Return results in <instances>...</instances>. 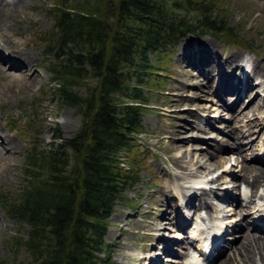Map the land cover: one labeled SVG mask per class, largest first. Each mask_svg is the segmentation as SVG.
Masks as SVG:
<instances>
[{"label": "rangeland", "instance_id": "1", "mask_svg": "<svg viewBox=\"0 0 264 264\" xmlns=\"http://www.w3.org/2000/svg\"><path fill=\"white\" fill-rule=\"evenodd\" d=\"M53 1L26 0L17 5L9 4L5 7L0 5L2 11L0 50L7 53L12 61L16 60L12 52H19L26 57L28 63L22 70H9L8 66L0 65V135L2 134L0 140L4 136L7 137L12 147L8 150V145L0 146V195H15L22 188L24 154L33 127L41 126L42 133L37 141L48 147L56 126L64 136H70L81 123L80 114L73 107L62 104L53 94L55 83L45 65L53 62L55 58L45 49L38 37L53 25V18L48 15V9L53 5ZM207 1H210L215 9L223 10L227 26L231 28L236 40L234 42L216 38L210 33L200 31L188 32L180 37L167 53V57L161 56V63L167 65V71L163 72L166 79L158 91L144 89V93L150 98L143 112L142 130L136 137L138 151L141 152L143 160L140 170L141 181L136 188L125 191V195L131 200L118 202L108 218L104 239L108 244L111 259L109 264H148L150 257L157 256L165 260L163 264H182V250L185 244L181 242L186 241L180 238L184 236L185 231L184 229L179 231L175 224L177 219L184 213L191 212L192 208L182 204L180 206L173 196L178 194L177 188L182 182L193 181L191 173L194 168H176V160L171 156L174 151H169L172 135L184 139L192 138V142L197 138L193 145L191 142L186 143V149L194 146L209 153L212 151L211 146L222 149L227 147L229 161L213 166L209 176L215 177L223 169L230 168L229 176L226 175L229 181L220 185L229 190L224 191L226 194L231 191L234 195L239 193L237 182L243 181L242 178H235L230 173L240 172L244 150L251 152L256 142L264 140V91H260V86L253 87V90L248 92L249 95L254 92L257 99L250 100L247 95H243L238 105H234L232 100L236 95V88L230 93L223 92L227 97L225 103H228L229 107L233 104L234 109L227 107L228 109H219L220 112L217 108L222 99L219 100L217 92L214 91L216 76L228 72L235 66L238 69L244 55L250 59L254 74L264 75V0ZM194 13L193 10L189 11L186 18L192 19ZM188 42H191V49L186 46ZM149 56L151 61H155L156 57L153 54ZM237 72L232 71L229 76ZM201 86L206 89L205 92L201 91ZM75 88L83 91L85 84H78ZM208 106L211 110H206L205 107ZM241 109H245V112L239 113ZM233 113L236 114L234 117ZM202 116L207 117L205 124L208 128H205V132L197 125H192L197 122L202 124ZM247 118L254 122L250 125L245 124L244 120ZM242 123L247 125V129ZM199 139L201 141H198ZM233 139L238 145L243 140L240 145L247 147L242 150L243 157L235 154V150L228 149V143ZM245 140H252L251 145ZM207 157L209 158V155ZM204 160L200 158V161ZM185 162L178 161L182 166ZM194 171L197 176L204 177L200 170ZM178 173L184 177L179 179L176 176ZM223 174H220L221 180H224ZM188 180L191 181L186 182ZM258 186L264 185L258 184L255 188ZM219 189H216L214 199L218 203H215V206L218 205L222 209L224 221L228 222V230H231L227 233L231 235L229 238H237L235 242H238L240 240L238 236L243 232L242 227L234 226L232 223L244 215L239 222L244 224L247 218L246 211L238 204L240 200L238 196H234L235 201L227 200ZM186 194L192 195L193 192L187 190ZM196 215L193 214L195 217ZM167 216L172 220L169 224L164 223L163 217ZM163 224L168 228H157ZM28 228L27 223H20L9 217L0 206V264H37L32 261L23 245L15 244L16 239L20 243L27 236ZM161 237L168 241L163 242ZM159 245L165 249L170 246L169 251L156 248ZM171 250H175V253H171ZM228 252L214 264H223L221 259L232 255L230 249ZM144 254L149 258H143ZM99 255L104 257L105 253L100 252ZM231 259V264H236L233 257Z\"/></svg>", "mask_w": 264, "mask_h": 264}, {"label": "trees", "instance_id": "2", "mask_svg": "<svg viewBox=\"0 0 264 264\" xmlns=\"http://www.w3.org/2000/svg\"><path fill=\"white\" fill-rule=\"evenodd\" d=\"M222 11L207 0L53 1V25L38 37L55 58L45 65L52 92L80 114L81 123L70 136L54 127L48 147L37 141L41 126L33 127L22 188L0 195L6 214L29 225L15 244L32 261L111 262L104 239L108 218L141 181L136 137L150 98L144 89L160 90L167 71L161 56L188 32L235 42ZM81 83L83 91L75 88Z\"/></svg>", "mask_w": 264, "mask_h": 264}, {"label": "bare ground", "instance_id": "3", "mask_svg": "<svg viewBox=\"0 0 264 264\" xmlns=\"http://www.w3.org/2000/svg\"><path fill=\"white\" fill-rule=\"evenodd\" d=\"M22 1L25 2L26 0H0V5H3L4 7L6 5H9V4L17 5L18 3L22 2ZM1 12L2 11H1V8H0V13ZM190 43L191 42H188L186 44V46L190 47L191 46ZM189 49H191V47ZM12 53H14L15 57H16V60H14V61H12V59H9L10 57L8 56L7 53H3L0 50V65L8 66L9 70L10 69H14V70L21 69L22 70L23 67H26V65H28V63L26 62L27 59H26L25 56H23L19 52H15V51H13ZM232 56H236V54H232ZM245 62L248 64L250 62V59H248L244 55V57L241 58L240 77H239V80H237V83H236L237 91H235L237 96H238V98H239V100L242 99V93L241 92H242L243 89L246 90L248 88H251L250 90L252 91L253 87L256 88L257 86H260L261 90L260 89L259 90L260 91H262V90L264 91V75L262 76L260 74H254L255 72L253 70V67L250 66V63L247 65ZM252 76H253V78L256 79L254 84L250 82V80L253 79ZM201 87H202L201 91L205 92L206 89L203 86H201ZM252 98L257 99L258 97H257V95L255 96V93H254V96ZM227 107H229L228 103H225V100L222 99V103L219 105L217 110L218 111H219V109L224 110V108H227ZM205 108H206V110H211L210 106L205 107ZM229 108H231V107H229ZM212 109H213V107H212ZM213 110H215V108ZM242 112H245V109H241L239 111V113H242ZM235 115L236 114L233 113V117ZM206 120H207V117L202 116V118H201V121H203L202 124L197 122V124H192V125H194V126L197 125V127L201 131L205 132L206 131L205 128H208L207 125L205 124ZM253 122H254V120H252L250 118H247L246 120H244V123L247 124V125H250ZM4 137L0 140V142H1L0 146L1 145L2 146L8 145L7 149L10 150V148H12V147L9 145V141L7 140V137H5V138ZM170 139H172V143H171V145L169 147V151H171V152L174 151L173 154H171V156L176 160V162H175L176 168L177 167L178 168L179 167H181V168L183 167V169L184 168L185 169L186 168H190V169L194 168L195 170H198V171L200 170V172L204 173V177H201V176L199 177V176H197L195 174L196 172L193 169L192 173H191V176L193 175V177H194L193 181H191V180L186 181V182L191 181V183L182 182L177 188V193L178 194L177 195L175 194V196H173V199H175L177 202L179 200L180 203H182L183 206L192 208L194 210V212L197 213V212H200L201 210H203L205 212V215H201L200 214V219L196 218V224H195V227H194L195 229L199 230L198 233H201L202 230L205 229V224H206L207 218L210 215H212L211 208L214 209L215 203H218V201H216L214 199L215 195L217 194V192H216L217 190L216 189L217 188L221 189V186H223V185H220V184L221 183L225 184V183H227L229 181L227 176H229L228 171H229L230 168L223 169L222 172L217 174L215 177L209 176V174H210V172H212L211 170H212L213 166H217L218 164H222L223 162L226 163L227 161H229L230 154L226 153L227 147L222 149V148H220L218 146L217 147H212L211 146L210 148L212 149V151H209V153H205L204 150H200L199 148H196L194 146H191L190 149H186L185 148L186 147V145H185L186 143L191 142V144L193 145V143L197 140V138H195L194 142H192V140H191L192 138L184 139L182 137H178V136L175 137L174 135H172L170 137ZM198 141H201V140L199 139ZM251 141L252 140L248 141V143L250 145H251V143H250ZM240 144L241 143H239V145L235 144L234 143V139H233V141L231 143H228V149H230V150L233 149V150H235V154H238V155L242 156V150L243 149H242L241 146H244V145H240ZM236 146H237V148H236ZM5 152H7V151H5ZM207 155H209V158L207 157ZM200 158H204L205 160L204 161H200ZM180 160H182L184 162L187 161V162H185L184 166H182L181 164L178 163V161H180ZM248 162L249 161H245V159L243 158V160L241 161L242 166L240 167V172L239 173H232V174L230 173L231 176H233L235 178L236 177L237 178H242V181H244V182H246V183L251 185V193H250V196H249V198L247 200V203L246 202L243 203L244 206H249L251 201H252V199H253V196L257 194V192H255V190L253 188H255L256 185H258V184L259 185L260 184L264 185V166H263V164L262 163H259V164L252 163V164H250ZM191 165H195V166L192 167ZM220 174L224 175V180H221ZM238 175H239V177H238ZM176 176L179 179L181 177H184L180 173H178ZM209 183H212V184L214 183L215 184L214 185L215 188L207 186V184H209ZM187 190H190L191 192H193V194L192 195L186 194ZM221 191H222L224 197H228V198L231 197L230 194H226L223 190H221ZM258 196L260 198H263V200H264V191L262 193L260 192L258 194ZM194 199L198 200V202L197 201L194 202ZM232 199H233V201H235L234 200L235 199L234 196L232 197ZM262 204H263L262 207L264 208V202ZM215 208L217 209V207H215ZM219 210H220V208H219ZM243 216L244 215H242V217ZM242 217H241V219H242ZM163 218L165 220L164 223L169 224L172 221L170 218L168 219V216L167 217H163ZM241 219L239 218V219L235 220L234 223L232 224L234 226L243 228V232H241V235L238 238L240 240H238V242H235V241H237V239H236L234 242H231L228 245V248L226 250H224L221 255L229 253L228 252L229 249L232 251V253H231L232 255H229L225 259L224 258L221 259V261H223V264H231V260H232L231 258L233 257L234 261H236V264H264V235H262V234H264V223L261 222V221H256L254 218L252 219L251 222H250V220H247V223H246V219H247L246 218L245 219V223H244V224L248 225L246 227L244 224L239 223V222H241ZM214 225L218 227V229H215V232H217V234H222V232H220V231L223 228V221L222 220H217V222L213 223L209 227H213ZM251 225H253L255 227H258L259 231H260L259 233H262V234H257L258 232L255 233L256 231L250 230L251 229ZM157 228L165 229V228H168V227H167V225L163 224V226H159ZM192 233H194V232H192ZM196 234H197V232H196ZM190 235H192V234H190ZM161 238H163V237H161ZM164 241L167 242L168 240L163 238V242ZM159 246L162 248L161 245H159ZM159 246L158 247L156 246V248H160ZM162 249H163V251L164 250H169L168 247H166V249H165V247H163ZM197 250H200V249H197ZM146 256H147V254L146 255L144 254L143 258H146ZM188 256H189V253H188ZM148 258H146V259H148ZM193 260H195V257H192L191 259H189V261H191V262ZM164 261H163V259L160 256L153 257V258L150 257V260H149L148 264H163ZM189 261H187V262H189ZM207 261L208 260L205 259L200 264H206ZM214 263H212V264H214ZM182 264H186V263H182ZM194 264H199V263L194 262Z\"/></svg>", "mask_w": 264, "mask_h": 264}]
</instances>
